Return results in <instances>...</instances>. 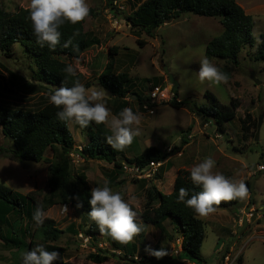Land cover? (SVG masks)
I'll list each match as a JSON object with an SVG mask.
<instances>
[{
	"label": "rangeland",
	"instance_id": "rangeland-1",
	"mask_svg": "<svg viewBox=\"0 0 264 264\" xmlns=\"http://www.w3.org/2000/svg\"><path fill=\"white\" fill-rule=\"evenodd\" d=\"M142 1L112 0L110 4L109 0H87L93 14L87 19L86 30L98 43L71 63L92 84L89 89L103 87L98 78L108 62L109 48L116 45L119 47V53L115 55L116 71L128 73L135 81V91L141 93L143 98L147 97L151 87L160 85L169 88L172 85L163 70L164 66L168 68L169 73L179 82L176 99L180 105L176 107L170 101L164 102L154 106V111L150 112V106L145 108L140 105L135 94H130L128 107L141 115L140 135L134 137L133 143L124 151H119V156L132 158L150 146L168 152L180 147V151L174 153L169 162V166L172 164L175 169L166 172L168 166L164 172L160 168L137 172L126 165L127 169L124 167V171L111 185L136 211V222L142 229L127 244L117 242L98 231L92 233L95 222L89 218V211H82L70 204H54L44 212L46 218L55 220L56 226L64 230L57 243L66 247L65 260L71 264H123L122 258L133 245H137L138 251L134 255L137 261L145 255L152 256L146 251L149 246L152 249L164 247L169 253L168 260L180 261L183 238L175 223L166 220L168 231L163 233L154 225L143 222V216L148 213V188L155 186L164 193L172 192L180 170H190L193 165L211 156L216 161L213 172L221 173L235 182L244 181L248 194L231 207L216 208L206 216L199 215L205 221L201 248L205 260L203 264H223L226 255L232 258L238 255V260L233 264H264V170L258 169L259 165H264V60L256 58L258 42L264 34V0H237L254 18L253 33L257 40L254 46L243 47L237 66L226 60L206 56L209 41L223 31L218 18L186 12L155 29L152 34L140 29L132 30L126 16ZM0 2L10 12L28 8L30 4V0ZM139 39L145 41V44L141 45ZM30 56L20 43L16 45L13 54L0 53V103L11 108L40 112L57 108L49 102L48 97L58 87L39 79L38 65ZM62 58L68 60L66 56ZM203 58H207L220 71L229 73L228 81L219 85L208 80L201 81L198 70L199 61ZM253 74L260 83L255 81ZM147 80L149 82L144 84ZM207 90L213 92L224 104L230 105L232 99H237L240 104L237 115L225 123L224 132L219 131L211 119L198 111V107L207 104ZM106 91L111 118L120 109L121 100ZM247 112L252 113L253 118L260 123L258 140L256 127L247 134V138L243 137L240 119ZM69 124L74 134L75 147L82 150L87 142L84 129L74 120ZM185 138L188 143H183ZM0 146H12L3 135L1 126ZM56 156L55 149L46 152V157L51 160L56 159ZM70 161L73 182L82 176L92 189L97 183L102 185L105 179L110 181L113 164L84 158L78 151L71 153ZM48 178V161H28L22 165L13 158L0 156V183L18 193L34 191L39 201H42L48 193ZM243 208L247 212L254 208V215L249 221L244 219L241 222L236 218L241 215ZM23 219L22 228L28 221L27 217ZM34 227L35 223L31 225V230ZM15 230L17 234L14 238L18 241L30 239L28 234ZM118 244L126 246L125 249H116ZM9 246L0 239V257H3L0 258V264H19L25 252L22 243H19L18 251L13 253L10 249L16 248V245L11 243ZM91 253L105 255L108 259L96 263L89 259ZM191 263V260H186V264Z\"/></svg>",
	"mask_w": 264,
	"mask_h": 264
},
{
	"label": "trees",
	"instance_id": "trees-1",
	"mask_svg": "<svg viewBox=\"0 0 264 264\" xmlns=\"http://www.w3.org/2000/svg\"><path fill=\"white\" fill-rule=\"evenodd\" d=\"M109 1L112 4V0ZM27 9L20 8L15 12H10L4 9L0 2V53L11 55L14 53L16 45L20 43L38 65V76L42 82L59 88L61 86L71 87L72 82L78 79L85 87H91L92 84L85 80L83 73L75 70V77H69L64 69L67 65H72L73 59L80 58L89 47L98 43L90 37L86 30L87 19L93 14V10L90 9L89 15L77 24L66 22L62 25L60 43L55 49H49L47 46L40 47L37 43ZM186 12L218 18L223 26L222 33L207 44L206 56L208 58H219L237 66L243 47L254 46L257 41L253 33L255 20L237 0H143L131 14L126 16V19L132 30L140 29L152 34L155 29ZM68 41H70L68 47H64L65 42ZM139 42L141 45L145 44L143 40L139 39ZM109 53L108 62L98 79L101 86L121 100L117 114L130 105L128 99L130 94H135L140 105H145L146 97L143 98L141 93L135 91L134 79L128 73L116 71L115 55L119 53V47L111 46ZM63 56H66L68 60L63 59ZM256 58L264 60V34L261 35L258 42ZM230 69L232 68L230 67ZM225 74L229 76V73ZM146 82L149 81H145L144 84ZM176 95L170 103L178 107L180 102L176 99ZM205 95L207 104L198 107L199 113L211 119L217 129L224 132L225 123L237 115L240 105L238 100L232 99L231 104L227 105L222 103L210 90H207ZM60 110L59 108H48L47 112H40L11 108L0 103L2 133L12 143L11 147L0 146V156L13 158L22 165L28 161L41 162L45 160L49 162L48 193L42 201H39L34 191L21 194L0 183V239L6 245L14 243L18 249L19 243H22L25 251L42 243L47 250H55L60 253L61 259L53 261V264H71L65 260L66 247L57 243L64 230L58 228L55 220L51 218H46L43 225H37L33 220V213L38 206L44 212L54 204H70L82 211H91L89 203L91 188L87 181L82 176L78 178L77 182L72 181L71 153L78 151L84 158L99 159L113 164L114 168L110 174V183L113 185L127 164L141 168L148 166L151 162H161L159 168L164 172L171 156L179 152L180 147H175L168 152L159 147L150 146L135 157H121L119 151L112 149L106 142V134H110L106 126L104 124L96 125L93 122L88 127H83L87 142L82 146V150H79L75 147L70 121H60L56 116ZM240 120L243 137L247 138V134L252 131V128H257L258 121L253 118L250 112H247ZM183 143H188V140L185 138ZM48 149H55L56 159L51 160L46 157ZM248 187L250 189V185ZM181 188H185L189 192V197L186 199L201 191V188L191 181L188 169L179 171L170 193H164L155 186L148 188L146 205L148 213L143 216L144 223L154 225L163 233L168 231L165 227L166 220L175 223L177 231L183 238L182 251L179 253L180 261L172 262L168 260V255L162 259L145 255L137 261L134 255L138 249L137 245H133L122 258L123 264H184L183 260H191L198 264L205 263L201 255L205 236V221L193 209L178 201ZM239 201L240 199L224 201L218 206L214 205V208H228L238 204ZM78 204H82V207H77ZM24 217H27L28 221L22 228ZM33 223H35V227L31 230ZM5 226H7V234H5ZM92 227V233L100 232L95 223ZM15 229L23 234H28L30 239L18 241L14 238V235L17 234ZM125 247L118 244L116 249L122 250ZM89 259L96 263H103L108 258L105 255L91 253ZM19 264H22V259Z\"/></svg>",
	"mask_w": 264,
	"mask_h": 264
},
{
	"label": "clouds",
	"instance_id": "clouds-1",
	"mask_svg": "<svg viewBox=\"0 0 264 264\" xmlns=\"http://www.w3.org/2000/svg\"><path fill=\"white\" fill-rule=\"evenodd\" d=\"M28 18L31 21L33 34L40 47L47 46L55 49L60 43V28L66 22L77 24L83 21L90 12L87 0H30ZM70 41L65 42L68 47ZM198 76L201 81L219 85L226 83L228 76L207 58L199 61ZM69 77H75L74 67L69 64L64 69ZM49 102L61 109L56 113L60 121L74 120L81 127H88L93 122L96 125L104 124L110 134H106V142L116 151H124L133 143V139L140 135L141 115L130 107L123 108L118 114L111 115L107 107V91L103 88H86L79 80H74L71 87L61 86L52 92ZM216 161L205 157L201 162L190 168V179L201 191L192 194L185 188L179 190L178 201L200 215L206 216L214 211V205L224 201L243 199L248 194L244 181L235 182L221 173H214ZM91 211L89 218L95 222L101 234L110 236L122 244L130 242L142 229L136 222L137 213L123 198L120 192L114 191L109 180L91 189L89 199ZM77 207H82L78 204ZM46 219L43 209L38 206L33 213V220L37 225H43ZM146 251L162 259L168 255L164 247ZM58 251L47 250L44 244H36L30 250L22 253V264H53L60 260Z\"/></svg>",
	"mask_w": 264,
	"mask_h": 264
},
{
	"label": "built area",
	"instance_id": "built-area-1",
	"mask_svg": "<svg viewBox=\"0 0 264 264\" xmlns=\"http://www.w3.org/2000/svg\"><path fill=\"white\" fill-rule=\"evenodd\" d=\"M173 85V84H172ZM170 85L169 88L167 87H161L160 85L158 86H154L151 87L148 95L146 97V104L144 105L145 108L150 106V109L148 111L153 112V107L157 106L161 103L164 102H169L171 100L174 99L175 94L173 92V86ZM161 162H151L148 166L145 167H136V166H129L131 170L140 172L143 171L144 169H152V168H156L159 169V167L161 166ZM128 165V164H127ZM126 169L128 166H124ZM259 170H264V165H259ZM241 215L239 214V216H236V218H238L239 221L243 222V220L245 219L246 221L250 220V217H252L254 215V208L250 209V211H240ZM246 217V218H245ZM242 218V219H241ZM238 260V255L234 256L233 258L230 256H225L224 262L223 264H233Z\"/></svg>",
	"mask_w": 264,
	"mask_h": 264
},
{
	"label": "water",
	"instance_id": "water-1",
	"mask_svg": "<svg viewBox=\"0 0 264 264\" xmlns=\"http://www.w3.org/2000/svg\"><path fill=\"white\" fill-rule=\"evenodd\" d=\"M163 70L167 74L169 81L173 84V92L176 95L177 92H178V88H179V82L173 77L172 74L169 73V70H168V68L166 66L163 67ZM253 78H255V75L254 74H253ZM255 81L257 83H260V81L257 80L256 78H255ZM259 128H260V123L257 126V132H256V139L257 140L259 138Z\"/></svg>",
	"mask_w": 264,
	"mask_h": 264
},
{
	"label": "crops",
	"instance_id": "crops-1",
	"mask_svg": "<svg viewBox=\"0 0 264 264\" xmlns=\"http://www.w3.org/2000/svg\"><path fill=\"white\" fill-rule=\"evenodd\" d=\"M169 162H170V160H169ZM168 166H169V163H168ZM173 169H175V166L171 164V165L169 166V169H168L166 172H169V171L173 172V171H172ZM247 202H248V201H247ZM242 210H244V211L246 212V209L243 208V209H241V211H242ZM7 246H9V245H7ZM9 247H11V246H9ZM10 251L13 253V252H15V251H18V248H14V247H13L12 249H10ZM0 258L3 259V257H0ZM183 262L186 264V260H183ZM191 264H195V263L192 262Z\"/></svg>",
	"mask_w": 264,
	"mask_h": 264
}]
</instances>
